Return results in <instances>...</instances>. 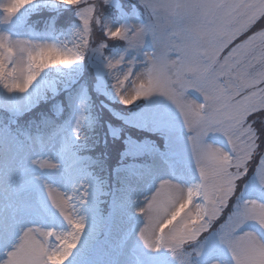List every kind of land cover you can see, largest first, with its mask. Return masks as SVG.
<instances>
[{
    "label": "snow or ice",
    "instance_id": "1",
    "mask_svg": "<svg viewBox=\"0 0 264 264\" xmlns=\"http://www.w3.org/2000/svg\"><path fill=\"white\" fill-rule=\"evenodd\" d=\"M0 264H264V0H0Z\"/></svg>",
    "mask_w": 264,
    "mask_h": 264
},
{
    "label": "rangeland",
    "instance_id": "2",
    "mask_svg": "<svg viewBox=\"0 0 264 264\" xmlns=\"http://www.w3.org/2000/svg\"><path fill=\"white\" fill-rule=\"evenodd\" d=\"M125 2H127V0H125Z\"/></svg>",
    "mask_w": 264,
    "mask_h": 264
}]
</instances>
